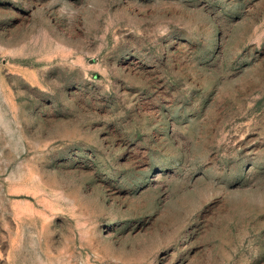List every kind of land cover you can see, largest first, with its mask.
I'll return each mask as SVG.
<instances>
[{
  "label": "rangeland",
  "instance_id": "rangeland-1",
  "mask_svg": "<svg viewBox=\"0 0 264 264\" xmlns=\"http://www.w3.org/2000/svg\"><path fill=\"white\" fill-rule=\"evenodd\" d=\"M0 264H264V0H0Z\"/></svg>",
  "mask_w": 264,
  "mask_h": 264
}]
</instances>
